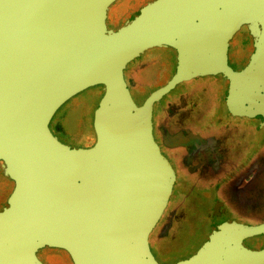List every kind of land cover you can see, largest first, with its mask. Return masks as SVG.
<instances>
[{"label":"water","instance_id":"1","mask_svg":"<svg viewBox=\"0 0 264 264\" xmlns=\"http://www.w3.org/2000/svg\"><path fill=\"white\" fill-rule=\"evenodd\" d=\"M118 1L0 0V171L14 184L0 264H43L46 248L73 264H162L150 235L181 181L154 135L156 104L180 83L220 76L231 113L264 115V0H152L111 29ZM243 28L253 48L236 69L230 41ZM154 51L174 75L136 98L126 71ZM98 86L95 143H64L53 118ZM260 234L264 224L222 222L171 264H264V249L244 244Z\"/></svg>","mask_w":264,"mask_h":264},{"label":"flooded vegetation","instance_id":"2","mask_svg":"<svg viewBox=\"0 0 264 264\" xmlns=\"http://www.w3.org/2000/svg\"><path fill=\"white\" fill-rule=\"evenodd\" d=\"M241 34L243 48L233 44ZM230 43L236 50L234 68L240 69L252 44L247 28L240 30ZM163 58L172 69L168 59ZM172 70L169 81L174 75ZM210 77L212 84L203 85V79ZM128 83L133 91L132 83ZM227 90L228 84L220 76L199 77L180 83L156 104L154 135L181 181L150 235L151 250L162 264L175 263L197 252L175 261H163L153 249V244L157 246L158 239L154 237L157 231L168 234L178 221L191 214L184 207L189 202L201 212L205 234L225 221L249 226L264 224V115L231 113L226 102ZM51 129L60 139L52 125ZM176 194L182 197L178 201ZM244 244L252 250L264 249V234L247 239ZM39 253L43 264H48Z\"/></svg>","mask_w":264,"mask_h":264},{"label":"rangeland","instance_id":"3","mask_svg":"<svg viewBox=\"0 0 264 264\" xmlns=\"http://www.w3.org/2000/svg\"><path fill=\"white\" fill-rule=\"evenodd\" d=\"M150 1L152 0H119L111 7L108 13L109 28L117 29L124 25ZM242 35H238L233 40V44L235 43L240 48H243ZM239 39L240 41H238ZM252 48L251 44L248 53ZM158 54L164 57L163 52L154 51L143 56L140 61L131 64V68L127 69L125 75L128 81L132 83L133 94L136 98L137 94H148L170 78L173 68L170 69L167 60ZM235 54V47L232 46L231 61ZM173 71L172 74L174 73ZM211 79V77L204 78L205 84L203 85H211ZM135 90L145 91L136 92ZM103 94L102 87H91L72 98L56 113L51 125L64 143L79 148H88L95 143L96 136L93 121L95 111ZM13 187V182L0 171V211L6 206ZM181 198L180 194H176V201ZM184 207L191 213L188 217L178 221L177 226L168 234L165 232L161 234L157 231L158 233L156 232L154 236L158 240L157 246L153 244V249L160 260L175 261L194 253L199 249L207 233H209L208 231L205 234L201 228V212L194 210L191 202L184 204ZM39 255L48 264H73L70 256L60 249L46 248L41 250Z\"/></svg>","mask_w":264,"mask_h":264}]
</instances>
